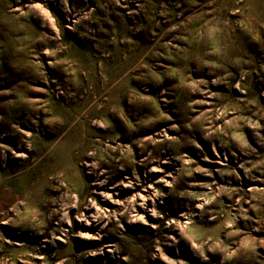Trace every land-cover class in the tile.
<instances>
[{
	"label": "rangeland",
	"instance_id": "1",
	"mask_svg": "<svg viewBox=\"0 0 264 264\" xmlns=\"http://www.w3.org/2000/svg\"><path fill=\"white\" fill-rule=\"evenodd\" d=\"M0 264H264V0H0Z\"/></svg>",
	"mask_w": 264,
	"mask_h": 264
}]
</instances>
